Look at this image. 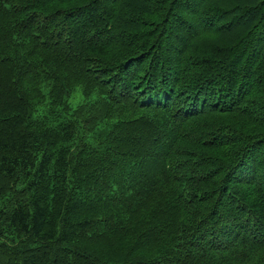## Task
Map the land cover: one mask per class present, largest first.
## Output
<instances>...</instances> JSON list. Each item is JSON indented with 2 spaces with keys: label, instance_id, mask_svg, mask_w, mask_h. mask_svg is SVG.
Segmentation results:
<instances>
[{
  "label": "trees",
  "instance_id": "16d2710c",
  "mask_svg": "<svg viewBox=\"0 0 264 264\" xmlns=\"http://www.w3.org/2000/svg\"><path fill=\"white\" fill-rule=\"evenodd\" d=\"M0 264H264V0H0Z\"/></svg>",
  "mask_w": 264,
  "mask_h": 264
},
{
  "label": "rangeland",
  "instance_id": "374dc122",
  "mask_svg": "<svg viewBox=\"0 0 264 264\" xmlns=\"http://www.w3.org/2000/svg\"><path fill=\"white\" fill-rule=\"evenodd\" d=\"M79 100H80V95H79V88H78L77 91L74 94H72L69 100V103L73 107L79 102Z\"/></svg>",
  "mask_w": 264,
  "mask_h": 264
}]
</instances>
